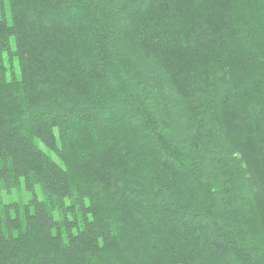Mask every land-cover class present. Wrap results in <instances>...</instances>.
Wrapping results in <instances>:
<instances>
[{
  "label": "trees",
  "instance_id": "trees-1",
  "mask_svg": "<svg viewBox=\"0 0 264 264\" xmlns=\"http://www.w3.org/2000/svg\"><path fill=\"white\" fill-rule=\"evenodd\" d=\"M0 264H264V0H0Z\"/></svg>",
  "mask_w": 264,
  "mask_h": 264
},
{
  "label": "rangeland",
  "instance_id": "rangeland-1",
  "mask_svg": "<svg viewBox=\"0 0 264 264\" xmlns=\"http://www.w3.org/2000/svg\"><path fill=\"white\" fill-rule=\"evenodd\" d=\"M29 192L25 191L24 189L18 190L15 189L10 193H3L0 197V206L4 203L9 202H23V199L26 200L27 197H29Z\"/></svg>",
  "mask_w": 264,
  "mask_h": 264
}]
</instances>
